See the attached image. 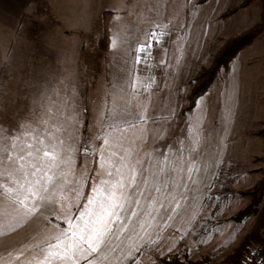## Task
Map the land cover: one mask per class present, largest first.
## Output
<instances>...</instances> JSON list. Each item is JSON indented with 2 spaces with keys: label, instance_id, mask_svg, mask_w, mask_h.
<instances>
[{
  "label": "rangeland",
  "instance_id": "obj_1",
  "mask_svg": "<svg viewBox=\"0 0 264 264\" xmlns=\"http://www.w3.org/2000/svg\"><path fill=\"white\" fill-rule=\"evenodd\" d=\"M241 2L0 0V264H221L231 254L255 216L231 217L263 178V37L191 111L186 97L221 45L259 21L260 2ZM53 144L55 164L43 158ZM113 186L124 208L91 253L85 238Z\"/></svg>",
  "mask_w": 264,
  "mask_h": 264
},
{
  "label": "trees",
  "instance_id": "obj_2",
  "mask_svg": "<svg viewBox=\"0 0 264 264\" xmlns=\"http://www.w3.org/2000/svg\"><path fill=\"white\" fill-rule=\"evenodd\" d=\"M38 3V0H33ZM202 2V0H200ZM260 2L261 12L259 21L253 24L245 32L234 36L224 42L223 45L216 51L212 57L208 67L201 68L194 75V81L189 89V93L186 97L187 111H191L196 104L197 99L203 96L213 84L216 75L220 70H225L236 54L244 47L251 45L259 37L264 39V0H242L239 4L238 9L248 7L250 4ZM237 9V10H238ZM42 11V7L36 6L35 12L39 13ZM233 13L235 10H232ZM105 14V12H103ZM106 41L107 37L105 31L101 30L96 37H94V50L102 58L106 52ZM84 49V46L82 45ZM93 66L89 63L87 67L88 71H91ZM92 76V74H90ZM95 75H93L94 77ZM92 80V77H91ZM83 83L82 81L80 82ZM264 96V95H263ZM90 104V102H89ZM90 106H85V110H89ZM84 113L83 110L80 111ZM86 115V114H85ZM87 119L84 120L86 123ZM264 135V131L260 133ZM249 196V202L237 213H235L231 220L234 222L243 221L248 216H255L254 223L252 224L248 233L242 238L240 243L233 249L230 255H228L221 264H243L248 254L249 248L253 244H259L262 240L261 236L264 231V171L263 178L258 180L257 183L247 191ZM241 195V194H239ZM158 264H208L206 259L190 261L187 257H180L178 255H168L158 260Z\"/></svg>",
  "mask_w": 264,
  "mask_h": 264
},
{
  "label": "snow or ice",
  "instance_id": "obj_3",
  "mask_svg": "<svg viewBox=\"0 0 264 264\" xmlns=\"http://www.w3.org/2000/svg\"><path fill=\"white\" fill-rule=\"evenodd\" d=\"M144 49H141V51H143ZM137 63L141 62V57H137ZM141 119H145L144 117H142ZM131 127H135V125H131ZM63 143V141L58 140L57 144H61ZM104 143H108L107 139H105ZM57 144H53L50 145V147L47 150H43V158H48L49 161L53 164H55L57 162V154L55 153V149L57 147ZM32 146H29V156H32ZM36 153L38 154L41 149L40 148H36L35 149ZM50 153H52V155H50ZM36 159H40V157L37 155V157H35ZM20 160H23L24 157L23 155H21L19 157ZM10 161L12 163H15V159L14 158H10ZM21 168L23 167V165L20 166ZM37 170H39V166H37ZM34 174V173H33ZM109 175H111V173H108ZM49 181L52 179L51 176H49L47 178ZM136 181V175L135 172L133 171V175L130 177V185L132 186L135 184ZM102 183L107 186L108 182L107 181H102ZM119 183V182H118ZM2 187V186H0ZM123 187V186H121ZM6 192L11 193L12 189L11 188H7L5 189ZM93 193L99 192L100 189L96 186L93 187ZM105 191H107L109 193L108 197H106L105 199V203L103 205L100 206V212L98 214H96V220L94 222V225H100V228H97L95 226L90 227L88 229V231L91 233L90 237H86L85 239L88 241L87 242V250L90 251L91 253H96L98 248L100 247V241L103 240L104 237V229H108V225L111 223V220L109 219L110 217H117L118 218V213L116 211H114V209L116 208H120L121 210H123L124 205L123 204H116L114 202V197L116 196V189L115 186H113L112 188H107L105 187ZM124 199H126V196L123 197ZM41 199H44L43 197H41ZM19 203L21 205L24 204V201L21 200L19 201ZM94 203L93 199H89L88 200V204L92 205ZM109 209H113L112 211H110ZM37 209L35 206H33V208L28 209V212H35ZM133 215H135V212L132 213ZM87 224V222H85ZM109 231L111 229H108ZM61 235H68L67 232H62ZM93 243L96 244L95 247H93ZM79 250V249H77ZM65 259H71V257H65ZM89 264H91V262L89 261Z\"/></svg>",
  "mask_w": 264,
  "mask_h": 264
},
{
  "label": "built area",
  "instance_id": "obj_4",
  "mask_svg": "<svg viewBox=\"0 0 264 264\" xmlns=\"http://www.w3.org/2000/svg\"><path fill=\"white\" fill-rule=\"evenodd\" d=\"M154 68L152 73H154ZM262 240L259 244L250 246L248 254L243 264H264V231L261 236Z\"/></svg>",
  "mask_w": 264,
  "mask_h": 264
},
{
  "label": "crops",
  "instance_id": "obj_5",
  "mask_svg": "<svg viewBox=\"0 0 264 264\" xmlns=\"http://www.w3.org/2000/svg\"><path fill=\"white\" fill-rule=\"evenodd\" d=\"M14 4H16V3H14ZM2 12H3V13H2ZM3 14L9 16V13H8V12H4V11L0 8V15H2L1 17H4ZM108 65H109V63H108ZM109 66H110V65H109ZM112 94H113V93H112ZM117 94H118V93H117ZM129 95H131V94H129ZM116 96H117V95H116ZM131 97H133V95H132Z\"/></svg>",
  "mask_w": 264,
  "mask_h": 264
}]
</instances>
